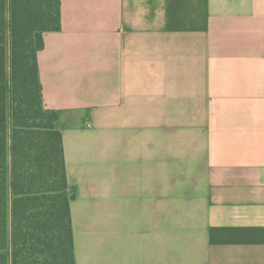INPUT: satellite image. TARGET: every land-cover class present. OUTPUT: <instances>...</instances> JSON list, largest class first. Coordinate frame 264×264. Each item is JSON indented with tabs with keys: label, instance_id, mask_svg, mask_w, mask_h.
Returning a JSON list of instances; mask_svg holds the SVG:
<instances>
[{
	"label": "crops",
	"instance_id": "obj_1",
	"mask_svg": "<svg viewBox=\"0 0 264 264\" xmlns=\"http://www.w3.org/2000/svg\"><path fill=\"white\" fill-rule=\"evenodd\" d=\"M43 38L75 264H264V0H60Z\"/></svg>",
	"mask_w": 264,
	"mask_h": 264
},
{
	"label": "trees",
	"instance_id": "obj_2",
	"mask_svg": "<svg viewBox=\"0 0 264 264\" xmlns=\"http://www.w3.org/2000/svg\"><path fill=\"white\" fill-rule=\"evenodd\" d=\"M59 29L60 0H0V264H75V195L38 65Z\"/></svg>",
	"mask_w": 264,
	"mask_h": 264
},
{
	"label": "rangeland",
	"instance_id": "obj_3",
	"mask_svg": "<svg viewBox=\"0 0 264 264\" xmlns=\"http://www.w3.org/2000/svg\"><path fill=\"white\" fill-rule=\"evenodd\" d=\"M5 254L9 257V256H10V250L7 249V250L5 251Z\"/></svg>",
	"mask_w": 264,
	"mask_h": 264
}]
</instances>
